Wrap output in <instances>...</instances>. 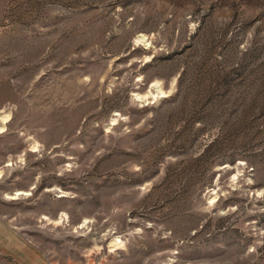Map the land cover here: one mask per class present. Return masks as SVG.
<instances>
[{
    "label": "rangeland",
    "instance_id": "obj_1",
    "mask_svg": "<svg viewBox=\"0 0 264 264\" xmlns=\"http://www.w3.org/2000/svg\"><path fill=\"white\" fill-rule=\"evenodd\" d=\"M0 264H264V0H0Z\"/></svg>",
    "mask_w": 264,
    "mask_h": 264
},
{
    "label": "bare ground",
    "instance_id": "obj_2",
    "mask_svg": "<svg viewBox=\"0 0 264 264\" xmlns=\"http://www.w3.org/2000/svg\"><path fill=\"white\" fill-rule=\"evenodd\" d=\"M2 123H3V121H2ZM18 194H20V193H17L16 195H18ZM210 197L212 198H214L215 197V192H212L211 194H210Z\"/></svg>",
    "mask_w": 264,
    "mask_h": 264
}]
</instances>
